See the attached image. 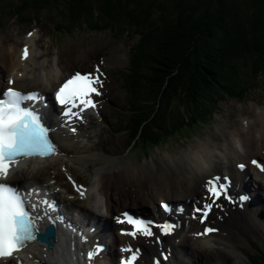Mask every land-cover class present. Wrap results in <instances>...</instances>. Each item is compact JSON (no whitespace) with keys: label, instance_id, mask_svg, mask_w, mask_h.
Listing matches in <instances>:
<instances>
[{"label":"trees","instance_id":"trees-1","mask_svg":"<svg viewBox=\"0 0 264 264\" xmlns=\"http://www.w3.org/2000/svg\"><path fill=\"white\" fill-rule=\"evenodd\" d=\"M9 2L31 11L55 9L75 17L73 23L154 32L144 91L138 90L145 101L153 99L145 115L153 139L163 137L158 127L169 119L177 123L183 118L172 103L183 106L187 115L199 113L212 97L227 94L219 76L245 59L264 57V0H0V5Z\"/></svg>","mask_w":264,"mask_h":264},{"label":"snow or ice","instance_id":"snow-or-ice-1","mask_svg":"<svg viewBox=\"0 0 264 264\" xmlns=\"http://www.w3.org/2000/svg\"><path fill=\"white\" fill-rule=\"evenodd\" d=\"M28 55L29 50L25 47L22 58L27 59ZM103 75L97 67L93 73L77 72L65 81L55 97L57 103L65 109L63 112L65 117L79 118L80 112L97 107L93 97L102 95L100 89L104 87ZM9 84H12V81H9ZM41 99L37 93L24 94L12 87L0 94V179H7L12 166L16 165L20 158H48L57 154L56 146L49 139V130L43 125L40 114L34 107ZM74 109H79V112L73 111ZM253 163L259 167L256 161ZM240 167L243 168L244 165ZM261 171H264V167H261ZM205 189L206 198L212 203H205L202 208H194V212L200 214L201 223L208 218L215 202L221 196H228L226 185L220 183L219 177L206 181ZM77 191L81 197L85 195V191L79 186ZM240 199L245 200L247 197L241 196ZM40 203L54 209V205L48 201ZM36 207L37 205L33 204L30 211L26 206L24 194L14 186L0 183V260L13 258L29 243L37 240L39 230L36 221L42 217L32 215ZM162 207L165 211L171 210L167 204H163ZM52 222L55 223L54 220ZM118 223L131 225L132 230L124 234L133 238L137 236L151 238L155 235L150 222L138 220L127 213L123 214L122 219L118 218ZM174 227L166 223L160 230L164 235H168ZM215 231L217 229L205 228L203 232L194 235L199 238ZM98 251L99 249L89 253V260H92ZM123 251L128 253V256L121 264H137L139 249L129 246ZM164 259L167 260V256H164ZM154 264H160V261L156 260Z\"/></svg>","mask_w":264,"mask_h":264},{"label":"rangeland","instance_id":"rangeland-1","mask_svg":"<svg viewBox=\"0 0 264 264\" xmlns=\"http://www.w3.org/2000/svg\"><path fill=\"white\" fill-rule=\"evenodd\" d=\"M31 9L33 8L27 5H24V4H19L18 10L20 11V13H19V18L17 19L16 17L12 18L13 16L12 11L16 10L15 3L9 2L6 4L0 5V31L6 30L8 33H11L14 30H18L19 21H23L22 23L32 22V24H34L33 22L37 20H47L48 22L52 21L54 27L58 29H67L71 31L69 32V34H67L66 32L61 33L60 35L56 34V39L61 40V38H63L64 42L69 41V39L66 40L67 37L69 36L73 38L70 40H77V36L75 35L76 33H81L82 38H85V40H90L94 42L95 45H99L100 47H105L107 44L114 42L115 40L130 39L134 43L138 40L139 48L144 53H146L144 61H143L141 77L137 80V86L138 88H140L139 91L140 92L144 91V88L141 87L143 86V80L146 77V71L144 70V67L148 65L147 64V59H148L147 53L153 47L152 41H154L156 38V34L154 32L149 31V30H144V29L133 28V27L130 28L126 25L111 26L107 24H101V25L94 24L92 22H88L87 25H83L81 23L82 21H79V24L73 23V21H71V18H75V17H72L70 14H67V13L62 14V12L60 13V11L55 10V9L48 10L46 12H38L34 10L31 11ZM86 27L106 28L107 30L104 33H100L98 37L92 38L88 35V33L90 34V31L85 30L86 32H84V30H82V29H86ZM45 31L49 33H53L51 30H48V28H45ZM138 35H140V37H138ZM129 36L133 38H129ZM245 60H250L258 64L264 63V57H254V58H249ZM245 60L239 63V66H241L242 70H245V71L251 70L250 65L246 67L247 61ZM239 66H238V69L237 68L232 69L227 74H224L219 77L221 78V80L223 79L227 81H229L230 79L236 78L237 70L240 69ZM261 67L264 68V64H262ZM152 101H153L152 98H149L148 101H145L144 96H139V101L137 105L139 109L142 110V112L144 111L149 112L153 106ZM173 108L177 110L176 114L180 113L183 116H185L186 113H188L187 110L184 109L183 106H180L179 104H175ZM220 111L222 112L221 114L223 116L229 115L230 113L229 106L226 104H222Z\"/></svg>","mask_w":264,"mask_h":264},{"label":"bare ground","instance_id":"bare-ground-1","mask_svg":"<svg viewBox=\"0 0 264 264\" xmlns=\"http://www.w3.org/2000/svg\"><path fill=\"white\" fill-rule=\"evenodd\" d=\"M1 43V42H0ZM7 56L4 54V51H0V60H4L5 62H7L8 61V59L6 58ZM122 58H124V55H122V57H120L118 54H116V56L115 57H113V59H112V62H111V64L110 65H114V64H119V63H121V61H122ZM50 101L52 102L53 101V104L52 105H55L54 103H55V99L54 100H52V98L50 99ZM55 107V106H54ZM101 127V126H100ZM101 133V132H100ZM100 133H98L99 135H100ZM245 140H246V145H248L249 143H252V137H250V135H248V134H246L245 135ZM57 144H59L61 147H63L64 148V146L63 145H65L66 146V148L68 149V148H72L73 146L71 145V144H62L61 143V141H59V142H57ZM103 153H105V152H103ZM99 162H103L104 161V154H101V155H99ZM230 159V158H229ZM83 162H85V164L86 163H91V162H93L94 161V155H91V156H88V157H83ZM101 172V174L103 175L104 174V171H100ZM182 173L184 174V175H186L187 174V170H186V168L182 165ZM198 177H199V175H198V173H196L195 175H190L188 178H187V180H188V182L191 184V185H193V186H196V183H197V180H198ZM157 180H162V177L161 176H153L152 177V182H154V181H157ZM107 226H109V229H111V230H113V226H112V223L110 222V220H109V224L107 225ZM187 242V241H186ZM211 249V248H210ZM213 252V251H212ZM220 261V260H219ZM221 262V261H220ZM222 263V262H221ZM223 264V263H222Z\"/></svg>","mask_w":264,"mask_h":264}]
</instances>
